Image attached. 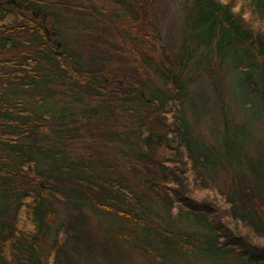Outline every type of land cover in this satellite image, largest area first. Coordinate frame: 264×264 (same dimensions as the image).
I'll return each instance as SVG.
<instances>
[{"label": "trees", "instance_id": "trees-1", "mask_svg": "<svg viewBox=\"0 0 264 264\" xmlns=\"http://www.w3.org/2000/svg\"><path fill=\"white\" fill-rule=\"evenodd\" d=\"M150 7L151 1L146 3L147 12ZM58 8L60 0H0V264H43L44 254L39 242L54 217L51 203L54 198L61 199L60 192L69 189L70 193L76 179L78 189L71 191L72 195L84 198L86 204L103 215L110 211L107 207H111L115 215L124 216L121 212H126L127 218L132 217L134 221L141 214H147L149 200L166 199L169 207L177 202L182 211L197 217L209 231L185 233L186 238L178 240L179 247L187 248L193 255L237 256L246 264H264V245L249 239V232L264 233L262 184H256L253 191L242 185L231 186L228 193L226 203L230 211L225 216L233 219L237 228L245 227L247 233L234 232L222 221L223 215H219L215 207L199 205L188 194L191 189L187 179H191L192 184H200L203 173L211 172L224 155L213 146L197 144L184 110L176 107V93L181 87L174 85L173 68L170 69L175 61L170 57V68L162 70L164 90L153 89L149 95L144 94L138 80L120 76L112 79L113 83L101 72L82 69L74 52L60 41L56 26ZM188 29L183 62L191 58L196 43L203 46L202 58L208 64L211 59H219L220 64L229 52L240 69L237 87L252 94V104L261 108L258 112L264 118V0H195L188 14ZM66 76L78 82L76 85H88L90 88L83 87L88 91L93 88L97 94L110 96L101 106L109 117L114 115L117 101L123 104L121 113L129 112L130 124L136 125L131 133L121 131L106 136L127 147L123 153L125 166L136 175V182L129 183L126 176L111 182L107 180L108 192L100 197L104 201L82 189L89 188L87 183L92 182L91 177L79 174L89 171V157L88 162L77 159L72 162L66 157V150H62L64 138L73 137L78 131V120L70 118L74 126L70 129L65 120L73 112L67 107L56 111L45 108L49 100H54L51 86L60 81L65 83ZM100 80L106 85L96 86ZM27 93L38 96L36 102H32L35 107L24 99ZM93 112L99 115L96 108ZM91 120L88 117L87 121ZM242 133L243 130L237 128L227 136L224 147L229 155L234 156L239 151ZM51 137L56 143L60 142V148L49 140ZM63 152L65 156L60 157ZM235 160L243 169L242 158L235 155ZM253 174L255 179L264 178L263 174L258 175L255 166ZM102 178L98 180L106 184ZM64 198L74 204L71 198ZM119 199L126 208L117 206ZM248 199L253 200V206L240 203ZM100 219L104 226L109 225V217ZM142 227V234L147 235L149 226ZM58 228V232L55 228V243L59 241L62 249L68 234L60 225ZM110 230L118 238L126 237L118 228ZM153 232L176 244L174 236L151 228ZM148 247L145 245L147 251H153L154 261L165 264L163 257ZM57 250L54 249V255ZM53 264L60 263L53 260Z\"/></svg>", "mask_w": 264, "mask_h": 264}, {"label": "rangeland", "instance_id": "rangeland-1", "mask_svg": "<svg viewBox=\"0 0 264 264\" xmlns=\"http://www.w3.org/2000/svg\"><path fill=\"white\" fill-rule=\"evenodd\" d=\"M150 1L151 7L147 12L146 3ZM193 1L60 0V8L56 9V26L60 31V41L74 52L82 69H94L98 74L101 72L113 83L120 76L138 80L143 85L145 95H149L153 89L164 90L162 70L170 68V57L175 61L176 64L170 69L173 68L174 85L181 87L176 93V107L181 106L184 110L197 144L213 146L216 152L224 155L211 172L203 171L204 179H200V184H192L191 179H187L191 189L188 194L199 205L204 203L215 207L219 215H223L222 221H226L234 232L247 233L245 227L237 228L233 219L225 216L230 211L226 202L231 186L238 188L242 185L250 191L258 183L264 186V178L255 179L253 174L255 166L258 175H264V118L258 112L261 108L252 104V94L237 87L240 69L229 52H226L220 64L219 59H211L208 64L202 58L203 46L196 43L191 58L183 62L186 32L189 31L188 14ZM66 77L65 83L60 81L51 86L55 93L54 100H49L45 108L56 111L59 107H67L70 113L73 112L65 120L69 129L74 127L70 118L78 120V131L75 136L64 138L62 150H66V157H70L72 162L76 159L82 163L88 162L89 157V171L79 174L91 177L92 182L87 183L89 188L79 184L92 197L104 201L100 197L108 192L107 180L111 182L126 176L129 183L136 182V175L125 166L123 153L127 147L106 136L121 131L131 133L136 125L130 124L129 112L121 113L123 104L117 101L113 107L114 115L109 117L101 106L110 96L97 94L93 88L88 91L83 88H90L88 85H76L78 82ZM97 82L99 85L96 86L106 85L102 80ZM37 97L35 93L24 95L29 106L33 107L32 102H36ZM95 108L99 115L93 112ZM88 117L92 120L87 121ZM237 128L243 130V140L239 151L233 156L229 155L224 143L231 131ZM46 135L49 137V134ZM52 138L49 140L60 148V142L56 143L57 140ZM235 155L244 161V165L240 164L244 166L243 169L236 165ZM61 156H65L64 152L60 153ZM102 176L106 184L98 180ZM77 182L76 179L72 192L78 189ZM71 191L60 192L58 195L61 199L54 198L51 203L54 217L44 229L39 242L44 254L43 264H53V260L60 264H157L152 258L153 251H147L145 245L160 254L165 264H246L237 256L214 258L205 253L193 255L187 252V248L179 247L178 240L186 238L185 233L209 231L197 217L182 211V206L177 202L169 207L166 199L155 196L156 199L147 202V214H141L138 220L132 221V217L127 218L126 212H121L124 216L115 215L111 207H107L110 211L103 215L91 204H86L84 198L72 195ZM183 192L186 193V190ZM63 195L71 198L74 204L66 202ZM251 201L242 200L240 203L247 202L246 205L251 207L254 205ZM119 202L120 199L116 200L117 206L124 207ZM101 216L109 217V225L102 224ZM146 224L150 231L143 235L142 226ZM59 225L68 234L65 247L61 245L62 249L59 241L55 243ZM110 227L118 228L122 231L120 234L126 237L118 238ZM151 228L174 236L176 244L169 243L167 238L155 232L151 233ZM249 235L252 243L264 245V233L256 236L249 232Z\"/></svg>", "mask_w": 264, "mask_h": 264}]
</instances>
